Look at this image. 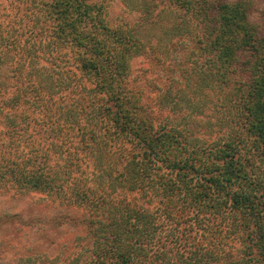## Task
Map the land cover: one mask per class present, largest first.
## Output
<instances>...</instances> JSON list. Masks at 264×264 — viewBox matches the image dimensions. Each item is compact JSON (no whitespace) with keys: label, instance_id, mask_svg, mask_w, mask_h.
I'll return each instance as SVG.
<instances>
[{"label":"trees","instance_id":"obj_1","mask_svg":"<svg viewBox=\"0 0 264 264\" xmlns=\"http://www.w3.org/2000/svg\"><path fill=\"white\" fill-rule=\"evenodd\" d=\"M153 1L0 0V190L62 208L55 264H264V33L246 0H167L183 48L143 81Z\"/></svg>","mask_w":264,"mask_h":264},{"label":"rangeland","instance_id":"obj_2","mask_svg":"<svg viewBox=\"0 0 264 264\" xmlns=\"http://www.w3.org/2000/svg\"><path fill=\"white\" fill-rule=\"evenodd\" d=\"M97 1L105 5L107 17L112 24L123 21L134 23L140 16L136 10L135 2L132 3V6H135L132 8L125 0ZM246 1L249 3L250 20L258 24L261 32L264 33V0ZM167 3V0L153 1V4L156 5L153 9V16L149 18L145 26V37L151 44L148 47V55L152 57V60L147 57H138L133 60V75L140 77L143 81H149L159 76H163V80L166 79L167 69L163 71L164 68L156 63L158 61L165 62L163 65L170 67L174 63V59L180 56L178 49L183 48L179 42L180 38L175 37L173 33H167V29H170L173 23L181 21L182 13ZM202 59L204 58L201 57ZM190 60L193 61V58ZM208 89H203L205 93H208V96L202 100L205 105L203 113L206 116L207 122L205 123L214 130L218 118L226 116L227 113L220 107L218 110H213V96ZM214 98L217 99L218 96H214ZM58 207L39 193L13 196L11 192L0 190V214L10 212L23 216H16L9 222H0V264H24L22 259L30 255L41 257L45 264H55L56 255L61 258L65 257L62 244L72 240L77 230L67 224L48 225L49 221L47 220L58 210H62ZM32 217L34 225L23 223V221L28 222ZM37 264H41L40 260L37 261Z\"/></svg>","mask_w":264,"mask_h":264}]
</instances>
